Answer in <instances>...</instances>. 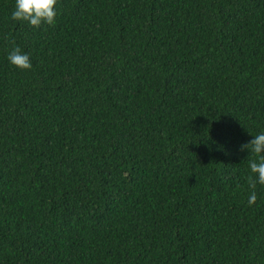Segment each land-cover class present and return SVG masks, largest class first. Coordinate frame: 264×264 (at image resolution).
<instances>
[{"label": "trees", "instance_id": "1", "mask_svg": "<svg viewBox=\"0 0 264 264\" xmlns=\"http://www.w3.org/2000/svg\"><path fill=\"white\" fill-rule=\"evenodd\" d=\"M0 0V264H264V0ZM19 47L32 63L8 61Z\"/></svg>", "mask_w": 264, "mask_h": 264}, {"label": "clouds", "instance_id": "2", "mask_svg": "<svg viewBox=\"0 0 264 264\" xmlns=\"http://www.w3.org/2000/svg\"><path fill=\"white\" fill-rule=\"evenodd\" d=\"M57 0H15L14 11L11 19L17 22H26L30 27L40 28L41 25L54 26L56 21ZM9 63L20 71H29L32 63L28 54L23 53L17 46L12 48L7 57ZM243 148L250 149L258 158L250 162V175L247 177L249 188L252 189L248 205L255 204L257 184L264 186V133H260L243 145Z\"/></svg>", "mask_w": 264, "mask_h": 264}]
</instances>
